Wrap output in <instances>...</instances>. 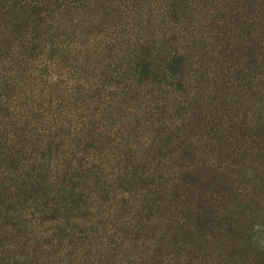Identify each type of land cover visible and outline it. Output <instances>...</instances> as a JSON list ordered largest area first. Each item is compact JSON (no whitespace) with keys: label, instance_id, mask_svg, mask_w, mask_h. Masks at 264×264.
Listing matches in <instances>:
<instances>
[{"label":"rangeland","instance_id":"rangeland-1","mask_svg":"<svg viewBox=\"0 0 264 264\" xmlns=\"http://www.w3.org/2000/svg\"><path fill=\"white\" fill-rule=\"evenodd\" d=\"M0 264H264V0H0Z\"/></svg>","mask_w":264,"mask_h":264}]
</instances>
